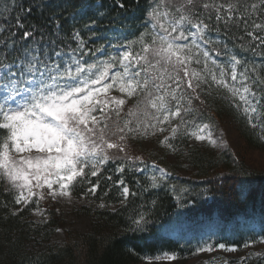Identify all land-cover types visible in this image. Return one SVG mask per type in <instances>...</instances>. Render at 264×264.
Masks as SVG:
<instances>
[{
	"label": "trees",
	"instance_id": "16d2710c",
	"mask_svg": "<svg viewBox=\"0 0 264 264\" xmlns=\"http://www.w3.org/2000/svg\"><path fill=\"white\" fill-rule=\"evenodd\" d=\"M180 2L176 0L177 7ZM205 2L213 7L205 10ZM159 3L160 0H15L14 6L13 0H0V26L16 32L13 38L18 44L38 46L48 68L24 73L21 79L23 86L29 78L39 84L44 83V77L46 82L50 80L56 65L59 69L79 65L86 73L89 61L79 55L81 44L92 49L95 38L103 39L114 29L139 32L141 26L154 23L148 13ZM159 11L167 12L170 21L181 14L188 15L190 22L183 23L189 28L200 25L206 44L205 53L197 50L200 55L206 54L202 59H211L208 65L216 63L220 68L230 69L235 64L237 80L245 83L259 101L257 111L251 116L245 114L243 102L223 85L213 83L209 72L206 81L181 73L180 89L165 76L168 90L176 89L177 99L171 98V105L177 108L179 101L181 116L187 121L181 124L177 117L179 130L170 141L188 166L187 175L180 176L165 158L155 160L142 150L138 140L128 141L124 120L138 117L139 122L148 118V89L140 90L134 104L125 101L119 116L112 107L107 109L97 130L106 124L105 138L117 147L111 148L114 152L109 150L112 156L97 168L96 176L91 175L90 166L86 167L85 176L74 181L71 191L73 195H83L95 185L94 198L115 208L105 207L95 213L98 223L93 232H66L61 245L28 252L26 221L31 204L13 213L15 190L0 173V264H143L145 258L162 254L191 255L201 243L241 246L254 242L264 246V167L253 166L247 155L264 152V0H199L191 12H176L165 0ZM217 15L221 19L217 20ZM18 16L24 24L22 29L15 27ZM28 30L34 36L24 41L23 32ZM11 32L4 35L11 36ZM3 38L0 36V42ZM56 51L61 53L59 57L54 55ZM137 54L143 53L133 55ZM133 65V70H139L135 62ZM189 79L191 88L187 85ZM129 110L135 115L129 116ZM201 123L229 125L241 149L228 148L216 154L191 146V128ZM152 164L162 167L168 177L154 180L147 176L144 171ZM120 183L129 190L126 196L117 187ZM48 215V222L40 228L46 239L65 223L53 205H48ZM141 217L137 225L135 221Z\"/></svg>",
	"mask_w": 264,
	"mask_h": 264
},
{
	"label": "snow or ice",
	"instance_id": "6c2138e0",
	"mask_svg": "<svg viewBox=\"0 0 264 264\" xmlns=\"http://www.w3.org/2000/svg\"><path fill=\"white\" fill-rule=\"evenodd\" d=\"M198 2L199 0H181L177 7L176 0H167V6L175 7L176 12H182V10L191 12L193 8L197 7ZM13 5L15 6V0H13ZM162 6H165V0H160L159 4L151 8L148 15L159 25L164 35H154L151 44H146L143 42L142 34L140 43L143 54L133 55L130 51L123 52L119 57L123 72L114 74L111 77L112 83L105 84L101 88L89 87V84H100L108 76V69L112 65L107 62L102 70L98 69L95 79H85L82 84L68 85L56 91L48 89L42 82L37 84L29 78L27 87L23 89L29 95L21 96L17 86L23 87L24 82L21 77L24 73L34 74L41 68H48V64L42 58L38 46L18 44L13 38L16 32H11L10 27L0 26V36L4 37L0 42V86L3 87L5 93L3 103H0V170H3V175L12 182L13 187L20 190L16 198L17 204H20L21 201L26 203L31 196L35 195L33 188L47 186L51 189L53 184L59 185L60 195H69V186L78 177L85 176V168L89 163H91L93 169L91 175H97V164H103L108 159L103 145H107L108 149L117 147V145L105 138L106 124L97 130L101 122L97 120L93 113L97 110L103 113L105 108L115 106L116 114L119 116L120 106L125 101L107 96L108 91L114 86H118L119 91L126 93L128 96L135 95L138 89L144 91L151 87L157 92L164 89V94L153 97L151 92H148L145 97L148 106L163 114V119L159 120V123L168 122L173 117H180L181 124L187 123L181 116L179 101H177L176 110L172 111L168 107L165 96L170 95L173 100L177 99L176 89H180L183 82V78L180 77L181 71L184 77L191 75L195 78L198 76L196 72L191 74L188 72L186 61L189 58L184 55L185 46L175 43L177 40L187 39L184 31H179V35L175 37L171 35L179 30V25L185 21L190 22V20L188 15L181 14L179 19L167 23L168 13L159 11ZM210 7H213V5L203 3L205 10ZM220 7H223V5ZM231 7L232 5H229V8ZM21 10L30 12L31 8H22ZM161 17L165 18V22H161ZM219 19L221 17L217 15V20ZM156 24H153L154 28ZM15 27L17 29L24 28L19 16L16 18ZM191 27L196 28L197 32L203 31L199 24H192ZM204 27L206 28L207 25H204ZM257 27L260 26L257 25ZM5 32H11V36H5ZM190 34L195 35V33ZM33 36V31H24L22 40L27 41ZM157 41H159V45H157ZM54 55L59 57L61 53L56 51ZM233 60L236 61V58L233 57ZM133 62L139 70L130 71L134 66ZM236 63H239V61H236ZM141 64H143V67L140 66ZM93 67L96 66L92 65L90 69ZM55 68L59 72V65H56ZM75 71L76 73H82L84 69L77 65ZM142 73L145 75L141 82L139 78ZM170 73H175V75L172 76ZM64 74L69 77L73 76L71 68H67ZM41 75H43L42 72ZM165 76L173 80L176 89L168 91L169 86L165 83ZM241 76H243L242 73ZM236 78V73L233 71L232 79L236 80ZM52 79H55V77H52ZM213 79H216L215 76H213ZM157 80L160 83H156ZM216 82L224 84L222 80ZM187 85L189 88L192 87L190 79L187 81ZM231 91L233 95L239 96V99L243 102L245 114L251 116L252 113L257 111L248 99L249 88L246 85L242 91L241 89H231ZM17 96L20 97L19 100L15 99ZM9 101H12L16 106L11 107ZM256 103H259V101ZM184 111L187 112L188 110L185 109ZM128 115L134 116L135 113L129 110ZM105 119H108V117L105 116ZM129 123V121H126L124 127L128 128V131H132L128 127ZM152 127H155V125H152ZM205 129H207V125L197 126V130L190 134L197 140L210 139V134L207 137L201 134L205 132ZM117 130L124 131L123 128ZM160 130L163 131V129ZM178 130L179 125L173 127L171 130L172 136H175ZM123 138V136L120 137V139ZM167 139L166 137L162 143L166 142ZM33 150L43 155L34 157L20 155L18 158L13 155L14 153H31ZM102 153L103 155H101ZM33 181H35V184L32 183ZM90 191L95 192L96 186L93 185ZM128 191L127 187L123 189L125 196ZM25 193H27V196ZM142 220L143 217L135 223L139 225ZM219 247L224 249L225 245L220 244ZM201 250H211V248ZM226 250L232 251L234 249ZM167 258L173 259L171 256Z\"/></svg>",
	"mask_w": 264,
	"mask_h": 264
},
{
	"label": "rangeland",
	"instance_id": "374dc122",
	"mask_svg": "<svg viewBox=\"0 0 264 264\" xmlns=\"http://www.w3.org/2000/svg\"><path fill=\"white\" fill-rule=\"evenodd\" d=\"M161 22H165L164 17H161ZM171 22L172 21L167 18V23ZM153 24H156V22H150L149 26H141L140 31L136 33L124 31L123 29H114L109 32L108 35L103 39L95 38L96 46H94L92 49H88L85 45L81 44L79 55L81 58H84V61H86L85 59H88L89 61L86 73H84L83 71V76L82 73H76L75 66L71 69L73 72V76L69 77L64 74L65 70L69 66L65 69L60 68L59 72L55 71V74L51 76L49 81L46 82V77H44L43 84L46 85L48 89L53 91L63 89L68 85L75 86L77 84H82V81L88 79L87 77L95 79L96 75L98 74V69L102 70L106 62L112 65L108 69V76L104 80H102L100 84H89V87L101 88L105 84L112 83L111 77L114 74L123 72V67L121 66L119 61V57L123 54V52L130 51L133 54L141 52L142 45L140 43V40L142 34L143 42L146 44H151L154 35H164V33L161 32L159 25L156 24V27L154 28ZM178 27L179 30L172 33L171 35L175 37L179 35V31H184L187 39H180L175 41V43L185 46L184 55L189 58L186 61V64L191 73H198V80L202 79V81H206L205 78L208 77L206 76V73L209 72L210 78H213V76H215L216 78L213 83L223 86L226 84L227 86L224 87L231 95H233L231 89H241L242 91L245 83L237 80L238 77L236 78V80L232 79L233 71H235L236 76L238 75V70L235 64H233L230 69H227L225 67L220 68L216 63H213V65H208V62H210L211 59H202L205 58V55H200L199 51L201 50L205 53L206 47L203 38V31L197 32L196 28H189L184 23H182ZM190 33H195V35H191ZM157 45H159V41H157ZM92 65H95L96 67L90 69V66ZM132 70L133 69L131 68L130 71ZM181 73L183 72L181 71L180 74ZM222 73L223 75H221ZM84 74L87 77H84ZM144 75L145 74L143 73V78ZM170 75L174 76L175 73H170ZM52 77H55V79H52ZM63 80H65L64 83L62 85H59V82ZM220 80L224 81V84L216 82ZM155 82L160 83L159 80ZM17 87L21 93V96L29 95V93H26L23 90L24 87L27 86L22 87L18 85ZM164 91V89H161L160 92H157L154 88L150 87L147 93L151 92L152 96L155 97L157 95L164 94ZM139 92L140 90L138 89L135 95L128 96L126 93H121L118 86H114L108 91L107 96L123 99L126 100L129 104H134L138 101ZM4 94V89L2 86H0V103H3ZM253 95L254 94L250 92L247 94L249 101L255 106L257 101ZM237 97L239 98V96ZM15 99L19 100L20 97L17 96ZM165 99L168 101V107L172 111H175L176 108L172 106L170 102L171 96L166 95ZM21 103H23V101H21ZM9 105L11 107L16 106L14 103H12V101H9ZM111 107L112 111L115 110V106H109L108 108L104 109L103 113L97 110L93 113V115L97 118L98 121L102 122L104 120V114L106 113V110H111ZM162 119L163 114L157 112L156 109H153L149 106V115L147 119L143 118V120L139 122L138 117H136V119L131 118L130 120H124V123L126 121L130 122L128 127L132 129V131H128L127 128L128 141L132 142L134 140H138L144 152L152 155L155 160L162 161V159L165 158L167 162L171 164V169L177 175L186 176L188 172V166L184 162L182 156L179 155L170 144V141L174 137L171 134V130L176 126L177 117L170 118V121L168 122L159 123V120ZM152 125H155V127H152ZM204 125H207V129H205V132L201 134L206 135V137L208 136V134H210V139H195V137L190 133L196 131L197 126L202 127ZM160 129H163V131H161ZM190 133L189 144L199 149L211 151L216 154H220L226 151L228 148L237 150L241 149V142L233 131V128L229 125L220 126L214 125L212 123H201L191 128ZM166 137L168 138L167 141L162 143V141H165ZM105 149L108 157L112 156L109 150L111 152L115 151L112 149H108L107 147ZM128 150H130V148L127 149V151ZM117 153L121 154L119 152ZM13 155L18 158L20 155H30L34 157L36 155L43 154L37 153L35 150H33L31 153H14ZM101 155H103V153ZM247 155L249 156V162L254 164L253 166L264 167V152H249ZM103 164H97V168L101 167ZM88 166L91 167V163H89ZM147 169L148 170L144 171V173L154 180L164 179L168 177V174L162 169V167L158 165L152 164ZM0 173L3 175V170H0ZM32 183L35 184V181H33ZM9 185L11 189L15 190L13 197V213L16 214L23 207L31 204L28 217L29 219L26 221V230L28 232L26 239V249L28 252H38L45 250L48 247L61 245L65 240L66 232H73L76 234L93 232L95 230L96 224L98 223L97 218L95 217V213L105 207L110 210H113L115 208L114 205L106 206L103 201L95 199L94 195L96 191L92 192L89 190V192L83 195H73L71 191V185L68 188L69 195L62 196L60 195L61 189L58 184H53L51 189L47 188V186H44L42 188H33L32 190L36 194L31 196L26 203L24 201H21L20 204H17L16 198L19 195L20 190L13 187L12 182H9ZM117 187L123 193V189L125 187L121 183L118 184ZM25 195L27 196V193H25ZM48 205H53L55 207L57 215L61 217L65 223L64 227L56 229L53 235L46 239L43 235L44 233L40 231V228L49 220ZM172 235L175 237L174 233H172ZM219 245H213L211 243H201L200 245L196 246L191 255L184 256L177 254H162L152 258H145L143 260V264H264V246L259 243L245 242L241 246L225 245L224 249L220 248ZM209 247L211 248V250H201L207 249ZM226 249L234 250L228 251ZM170 256L173 257V259L167 258Z\"/></svg>",
	"mask_w": 264,
	"mask_h": 264
}]
</instances>
